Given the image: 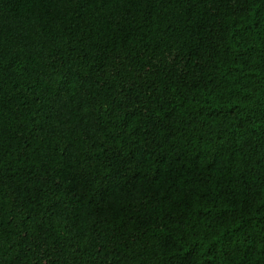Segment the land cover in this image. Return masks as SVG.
I'll list each match as a JSON object with an SVG mask.
<instances>
[{"label": "trees", "instance_id": "trees-1", "mask_svg": "<svg viewBox=\"0 0 264 264\" xmlns=\"http://www.w3.org/2000/svg\"><path fill=\"white\" fill-rule=\"evenodd\" d=\"M0 264H264V0H0Z\"/></svg>", "mask_w": 264, "mask_h": 264}]
</instances>
